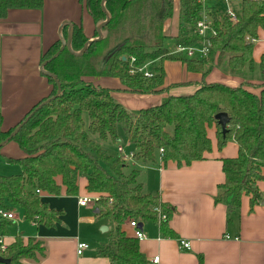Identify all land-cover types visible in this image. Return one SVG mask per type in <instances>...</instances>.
Returning <instances> with one entry per match:
<instances>
[{
  "label": "trees",
  "instance_id": "obj_1",
  "mask_svg": "<svg viewBox=\"0 0 264 264\" xmlns=\"http://www.w3.org/2000/svg\"><path fill=\"white\" fill-rule=\"evenodd\" d=\"M43 1L0 0V19L10 10L40 9ZM100 2L89 0L88 13L95 26L104 20ZM202 2L179 1L178 33L172 39L171 50L164 47L162 33L164 21L172 15L171 0L106 2L111 20L102 29L104 39L78 58L64 50L44 67L56 76L61 94L35 112L8 142L17 146L23 158H4L7 164L17 165L20 174L0 176V210L19 209L24 221L52 228L62 212L50 209L36 191L52 197H75L78 180L85 179L87 193L98 197L96 218L114 225L99 254L109 264H144L138 240L127 236L123 227L131 221L151 220L158 223L164 237H173L167 227L173 210L158 197L144 192L140 170L126 172L125 159L103 147L119 141V127L133 148L136 163L143 166L173 162L187 166L203 160L211 151L207 129L214 125L218 150L230 140L238 148L235 159L221 160L224 181L218 186L214 202L227 203L231 212L238 209L243 195L250 197L251 205L260 201L256 183L264 178V89L254 95L243 86L207 84L204 78L213 66L235 77H240L246 67L252 68L253 41L258 30L264 28V0H241L235 24L226 15L206 9ZM204 15L215 31L214 37L197 34L196 25ZM86 41L81 26H75L72 50L79 51ZM202 43L208 46V53L200 59L176 52L177 48H194ZM58 49L56 42L45 52L41 63ZM165 62H178L186 72L201 76L194 93L169 95L159 105L133 113L114 101L113 89L92 81L117 80L123 92L134 95L163 94L176 87H163ZM146 65L150 77L138 72ZM258 70L264 74V54ZM44 78L51 85L49 95L12 128L3 131L0 125V143L35 107L55 95L53 80ZM218 114H225L228 119L224 136L214 119ZM155 209L164 216L163 220ZM9 226L0 220V237ZM45 256L43 241L21 236L4 252L0 251L7 264H39Z\"/></svg>",
  "mask_w": 264,
  "mask_h": 264
},
{
  "label": "crops",
  "instance_id": "obj_2",
  "mask_svg": "<svg viewBox=\"0 0 264 264\" xmlns=\"http://www.w3.org/2000/svg\"><path fill=\"white\" fill-rule=\"evenodd\" d=\"M171 1L172 15L164 21L162 29L164 38L170 41L178 33L180 0ZM202 3L206 9L224 16L227 11L238 12L241 0H203ZM88 6L89 0H44L40 9L10 10L5 18L0 19V125L3 131L15 126L49 95L51 85L39 72V67L49 48L56 42L60 48L58 30L61 24L70 23L72 30L80 25L87 40L96 36ZM67 32L68 27L64 25L61 29L64 40ZM263 54L264 28L258 30L253 41L252 68L246 67L240 77H235L213 66L204 82L230 88L243 86L245 90L258 95L264 89V74L258 70ZM144 68L149 71L148 65ZM163 68V87L176 86L163 94L134 95L123 92L117 80L96 78L92 81L113 89L112 98L125 109L136 113L159 105L169 95H191L202 79L199 74L186 72L178 62H165ZM123 136L119 131L114 153L125 157L127 163L140 166L138 170L145 169L141 181L144 192L158 197L173 210L167 224L173 237H164L154 221L138 222L144 235V239L138 241L144 264H153L155 257H158L157 264H264V206L260 204L264 201V178L256 183L260 201L254 205L250 204V197L244 195L238 209L231 212L227 210V203L214 202L218 186L224 181L221 160L237 157L238 148L234 141H228L218 150L216 128L212 125L207 129L211 151L203 160L187 166H177L173 162L142 166L133 160V148L125 137L127 148L121 145ZM4 158L19 159L23 158V154L15 144L8 143L0 149V160L7 164ZM77 185L78 194L75 197H52L38 191L42 202L50 209L62 212L59 222L52 228L40 226L45 232H38L36 237L18 232L12 237L6 229L5 235L0 237L3 246L9 247L18 236L36 238L46 244V256L39 264H109V260L98 250L108 243L114 225L108 220L96 218L95 212L98 210L95 204L78 206L79 200L95 195L87 193L85 179H79ZM87 209L93 210V216L87 214ZM15 210L9 212L16 213ZM69 216H73V223L67 221ZM6 222L12 225L10 221ZM83 225L87 234L82 238L80 229ZM101 227H106L107 231L100 232ZM123 229L127 236L133 237V231L127 225ZM82 239L87 240L92 248L88 250L87 247V251L77 255V245L82 244ZM180 242L189 243L190 249L182 250Z\"/></svg>",
  "mask_w": 264,
  "mask_h": 264
},
{
  "label": "water",
  "instance_id": "obj_3",
  "mask_svg": "<svg viewBox=\"0 0 264 264\" xmlns=\"http://www.w3.org/2000/svg\"><path fill=\"white\" fill-rule=\"evenodd\" d=\"M109 1V0H101L100 2V9H101V12L102 14L104 15V20L100 23H98L96 26H95V37L93 38H90L88 39L82 46V48L77 51V52H74L72 49H71V42H72V25L70 23H62L59 30H58V37H59V40H60V48L59 50L51 57L49 58L48 60H46L45 62H43L40 67H39V72L45 76V77H48L50 78L51 80H53L55 86H56V92H55V95L52 96L51 98L45 100L44 102L40 103L37 107H35L31 112L30 114L22 121L21 124H19L10 134L9 136L0 143V149L2 147H4L9 141H11L12 138L15 137V135L18 133V131L28 122V120L31 118V116H33V114L35 112H37L39 109H41L44 105H46L47 103H49L50 101L52 100H55L56 98H58L61 94V89H60V85H59V82L56 78V76H54L53 74H50L48 72H46L44 70V67L47 65V63H49L50 61L54 60L55 58H57L59 56V54L61 52H63L64 50H66L71 56L73 57H81L83 56V54L88 50V48L93 45V44H96V43H100L104 37H105V34L102 32V29L109 24L110 20H111V16L110 14L108 13V11L106 10L105 8V4L106 2ZM66 25L68 27V32H67V38L64 40L62 38V35H61V29L62 27ZM124 60V59H123ZM218 124V126L220 127L221 129V134L224 136L225 133H226V125L228 123V119H227V116L225 114H218L215 116L214 118ZM261 205L264 206V201H261L260 203ZM97 213V211L95 212ZM138 228L141 229V224L138 225ZM107 231V228L106 227H101L100 228V232H106ZM0 263H4V264H7L8 261L7 260H4L0 257Z\"/></svg>",
  "mask_w": 264,
  "mask_h": 264
},
{
  "label": "built area",
  "instance_id": "obj_4",
  "mask_svg": "<svg viewBox=\"0 0 264 264\" xmlns=\"http://www.w3.org/2000/svg\"><path fill=\"white\" fill-rule=\"evenodd\" d=\"M225 15L227 16V18L229 19V21L232 24H235L237 22V17H236L234 12L227 11V13ZM196 29H197L196 30L197 34L199 36H201L202 38H205L206 36H211V37L215 36V31L212 29L210 21L205 16L202 18V20L200 22H198V24L196 25ZM176 52L177 53H183L185 55V57L189 58V59H192V58L200 59L202 57H205L206 54L208 53V46L205 43H202L199 47L188 48V49L177 48ZM138 72L143 73V75L145 77L151 76L149 71H147L146 68H144V67L140 68L138 70ZM118 152H121V150L118 149ZM123 158L127 162V159L125 157H123ZM36 193L39 194L38 191H36ZM97 201H98V197H96V196L93 198H91V197L90 198H83V199L78 201V206L79 207H86V206H88V204H96ZM154 211L157 212V214L161 220L164 219V216H160V213L156 209ZM15 219H16V217H15L13 212H8V211L6 212V211L0 210V220L12 221ZM138 225H139L138 222L131 221L129 223L128 227L133 231V237L135 239H137L138 241H141L144 239V235H143L142 231L138 228ZM179 246L182 250L188 251L190 249V245L187 242H180ZM5 249H6L5 246H3L2 242L0 241V251L4 252ZM86 249H87V245H85L83 243L78 244L77 245V255H81L82 252ZM152 263L157 264L158 263V257L153 258Z\"/></svg>",
  "mask_w": 264,
  "mask_h": 264
},
{
  "label": "rangeland",
  "instance_id": "obj_5",
  "mask_svg": "<svg viewBox=\"0 0 264 264\" xmlns=\"http://www.w3.org/2000/svg\"><path fill=\"white\" fill-rule=\"evenodd\" d=\"M163 45H164V47H166V49H168V50H171V49H173V43H172V41H170V40H167V39H165L164 40V42H163ZM115 101V100H114ZM116 102V101H115ZM118 103V102H117ZM119 104V103H118ZM126 110L127 111H129V112H131V110H129V109H127L126 108ZM83 119H84V121L87 123V118H86V116H83ZM119 129H120V131H121V127H119ZM124 136H123V138H122V140H121V145H123L124 147H125V149L127 148L126 147V143H124ZM102 145V144H101ZM103 147L105 148V149H107V152L108 153H114L115 152V149H116V145H110V144H103ZM129 161H131V159L129 160ZM140 168V166H138L137 164H131L130 162L128 163V168H126V172H128V171H130L131 169H139ZM141 170V177H140V182L142 181V179H143V176L145 175V172H146V170L145 169H140ZM20 174V169H19V167L17 166V165H7V164H5V163H3L1 160H0V176H12V175H19ZM16 211V213L15 212H13L14 213V215L16 216V219L15 220H12V221H10L11 222V226H9L8 228H7V230H8V232H9V235L10 236H15L16 235V233L18 232V234H20V233H24L25 235H27V236H34V237H36L37 235H38V232H45L44 231V229L42 228V227H40V226H38V228H36V227H34L33 225H31L30 223H28V222H26V221H24L23 220V218H22V215H21V212H20V210L19 209H16L15 210ZM86 212H87V214L88 215H90V216H93V210H91V209H87L86 210ZM67 221H69V224L70 223H73V216H69V218L67 219ZM85 227L86 226H82L81 227V234L83 235H80L82 238L84 237V236H86L85 234H87L86 232H85ZM39 229V230H38ZM125 230H126V228H125ZM81 241H83L82 243H85V245L87 244V247H88V250H90L91 248H92V246L90 245V243L87 241V240H81ZM46 245V244H45ZM87 251V250H86Z\"/></svg>",
  "mask_w": 264,
  "mask_h": 264
}]
</instances>
